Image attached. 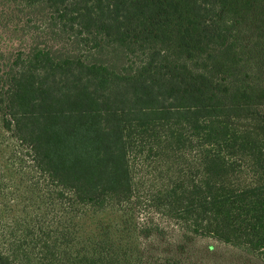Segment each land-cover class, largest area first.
<instances>
[{"label": "trees", "instance_id": "trees-1", "mask_svg": "<svg viewBox=\"0 0 264 264\" xmlns=\"http://www.w3.org/2000/svg\"><path fill=\"white\" fill-rule=\"evenodd\" d=\"M0 125L55 208L0 203V264L264 260V0H0Z\"/></svg>", "mask_w": 264, "mask_h": 264}, {"label": "rangeland", "instance_id": "rangeland-1", "mask_svg": "<svg viewBox=\"0 0 264 264\" xmlns=\"http://www.w3.org/2000/svg\"><path fill=\"white\" fill-rule=\"evenodd\" d=\"M26 154L25 145L0 125V203L9 206L10 218L22 217L25 211L28 217L44 216L47 211L50 217L51 209L55 208L43 200L46 180L33 168ZM38 183L40 190L33 189L31 184ZM170 251L191 264H264V260L244 249L208 237H192L181 249L170 246Z\"/></svg>", "mask_w": 264, "mask_h": 264}]
</instances>
